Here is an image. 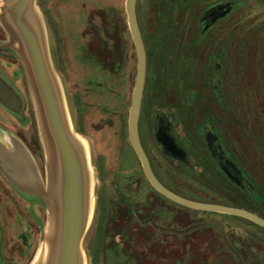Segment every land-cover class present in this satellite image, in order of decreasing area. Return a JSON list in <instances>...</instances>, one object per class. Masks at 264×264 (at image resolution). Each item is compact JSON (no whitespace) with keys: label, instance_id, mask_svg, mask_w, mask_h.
Returning a JSON list of instances; mask_svg holds the SVG:
<instances>
[{"label":"rangeland","instance_id":"obj_1","mask_svg":"<svg viewBox=\"0 0 264 264\" xmlns=\"http://www.w3.org/2000/svg\"><path fill=\"white\" fill-rule=\"evenodd\" d=\"M241 1L242 31L247 36L250 31L257 35L259 27L256 17L259 12L264 15V8L256 6V0ZM126 2L37 0L66 110L73 130L84 140L93 175L91 216L82 246L84 264H264V228L242 217L190 209L169 199L165 200V210L157 208L153 212L151 209L148 220L143 215L138 216L133 207H128L118 216L114 213L115 209L110 207H106L104 212L100 210L97 201L99 182L94 167L98 153L95 146L97 140L92 135H81L79 122L83 113H87L89 123L100 119H122L125 123L119 125V130L124 127L125 135H129L127 124L137 74V53L129 29ZM175 3L179 6V1L175 0ZM1 5L2 0L0 8ZM160 6V0H137L141 33L145 35L150 48L147 54L149 87L157 86L156 74L160 69L159 53L154 50L158 38ZM177 10L175 8L174 13ZM93 14L102 15L103 21L108 19L109 23L103 24L102 40L96 44V51L103 62L102 70L113 73L109 79L106 78L109 73L84 74L86 72L82 68L84 65L80 56L85 44L83 34L87 31L94 35L95 27L86 21ZM235 17L238 19L239 15ZM237 24L232 22V34L238 30L240 25ZM105 29L111 33L112 42ZM256 35L249 36L252 42ZM235 39L242 40V34ZM0 41L6 45L0 47V76L16 90L21 99V102L17 101L16 110L0 103V154L9 156L8 160L12 156L13 161L10 163L13 165L17 158L18 163L30 166L38 173L45 190L48 154L39 107L26 66L17 51L18 46L1 21ZM105 60L110 63L108 68H105ZM231 66L232 72H241L240 78H232L231 92L232 95L239 94L238 91L242 90L245 94L242 103L245 104L243 108L246 116L245 132L237 131V139L231 145L241 156H245L243 166L255 188L242 192L231 184L229 190H224L222 182L218 180L221 176L216 175L217 171L206 159H198L203 165L193 172L184 168L180 173L172 170L181 180L178 193L185 197L236 205L264 215V123L259 127V123L264 121L260 118L264 112H258L259 104L256 101V84L259 83L256 73L261 65L248 63ZM243 72L247 75L244 76ZM96 82L104 84L97 85ZM96 86L101 88L95 89ZM84 102L93 105L94 109L85 108L82 105ZM85 109L88 111H83ZM191 126L189 121L186 126L179 125L176 129L182 134L185 130L193 131ZM199 144L204 146L202 142ZM25 188L0 167V264H35L45 247L49 227L46 201Z\"/></svg>","mask_w":264,"mask_h":264},{"label":"flooded vegetation","instance_id":"obj_2","mask_svg":"<svg viewBox=\"0 0 264 264\" xmlns=\"http://www.w3.org/2000/svg\"><path fill=\"white\" fill-rule=\"evenodd\" d=\"M177 1L179 6L175 0H160L158 38L154 45V50L159 53L160 69L156 74L157 86L149 87L147 55L146 87L139 117L142 147L157 178L176 193L181 190L182 184L172 169L179 173L182 168L193 172L203 165L198 159L210 162L217 171L216 175L221 176L218 180L222 182L224 190H229L233 184L242 192L252 191L255 187L243 166L245 156H241L231 145L237 139V131L245 132L243 127L246 120L245 104L242 103L245 94L242 90L238 91L239 94L232 95L231 92V80L240 78L241 72H232L231 65H261L256 73L259 79L256 101L259 104L258 112L263 113L264 15L259 12L256 17L258 34L250 31L247 36L241 28V0ZM256 6L264 8V0H256ZM175 8L178 10L174 13ZM237 15L238 19L235 17ZM86 21L95 27V33L93 35L86 31L83 34L85 44L80 59L86 72L84 74L96 75L104 71L96 44L102 40L103 24L109 23L108 19L103 21L102 15L97 14ZM232 22L239 23L242 40L235 39L240 36L238 30L231 33ZM105 32L112 42L111 33L107 29ZM255 35L256 39L252 42L250 38ZM143 39L148 54L150 48L145 35ZM109 64L105 60V68ZM104 72L109 73L107 79L113 75L108 70ZM243 75L247 73L243 72ZM82 105L87 109L93 108L88 102ZM86 114L80 116L79 131L84 137L92 135L97 140L95 146L98 153L94 167L99 182L97 201L100 210L104 212L106 207H110L115 209L114 213L118 216L128 207H133L136 214L143 215L145 220L149 219L151 209L153 212L157 208L165 210L167 198L147 178L132 145L130 131L129 135H125L124 127L119 130V125L125 121L100 119L89 123ZM260 118L264 119V116ZM189 121L193 131L185 130L180 134L176 127L186 126ZM263 123L260 122L259 127ZM127 128L129 130V122ZM201 142L204 146L199 144Z\"/></svg>","mask_w":264,"mask_h":264},{"label":"water","instance_id":"obj_3","mask_svg":"<svg viewBox=\"0 0 264 264\" xmlns=\"http://www.w3.org/2000/svg\"><path fill=\"white\" fill-rule=\"evenodd\" d=\"M0 21L18 46L39 107L48 154L46 189L38 173L24 163H10L13 157L0 154V167L27 191L44 198L49 227L43 252L35 264H84L83 240L89 228L92 209V174L84 140L76 134L68 116L63 93L54 70L37 0H2ZM126 11L137 53V74L129 112L132 145L152 186L167 199L195 210L238 216L264 228V217L233 205L197 201L174 192L155 175L140 140L141 113L147 51L137 16V0H127ZM0 47H6L0 41ZM21 102L16 90L0 76V103L16 110ZM27 166V167H26ZM30 188V189H28Z\"/></svg>","mask_w":264,"mask_h":264},{"label":"trees","instance_id":"obj_4","mask_svg":"<svg viewBox=\"0 0 264 264\" xmlns=\"http://www.w3.org/2000/svg\"><path fill=\"white\" fill-rule=\"evenodd\" d=\"M236 206V205H235ZM245 209H247V208H245ZM248 210H251V209H248ZM251 211H253V210H251ZM257 213V212H256ZM262 217H264V215H262V214H260ZM263 228V227H262Z\"/></svg>","mask_w":264,"mask_h":264}]
</instances>
